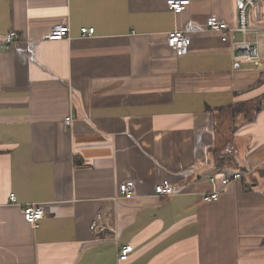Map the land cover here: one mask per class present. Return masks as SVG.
<instances>
[{"label":"crops","instance_id":"obj_1","mask_svg":"<svg viewBox=\"0 0 264 264\" xmlns=\"http://www.w3.org/2000/svg\"><path fill=\"white\" fill-rule=\"evenodd\" d=\"M166 1L0 0V264H264V35L260 64H238L206 22L236 27L239 1ZM56 26L69 38L47 40Z\"/></svg>","mask_w":264,"mask_h":264},{"label":"built area","instance_id":"obj_2","mask_svg":"<svg viewBox=\"0 0 264 264\" xmlns=\"http://www.w3.org/2000/svg\"><path fill=\"white\" fill-rule=\"evenodd\" d=\"M239 1L238 10V23L236 27H231L228 24L221 21L219 18L212 16L208 18L206 22V28L210 32L219 33L221 35L222 43L231 42L235 49L234 61L238 64H253L259 65L260 54L258 50L259 37L264 35V27H253L251 25V14L257 8V6L264 4V0H237ZM168 10L176 15H180L186 11L190 6L191 0H167ZM69 26H56L51 30L47 36L49 41H62L69 38ZM96 33L94 28H83L81 35L83 38L94 36ZM237 34L242 35V40L237 39ZM249 37H253L255 41H250ZM21 37L16 32H11L6 35L4 48H10L17 44ZM192 45L189 33L186 31H172L168 35V46L175 51L177 56L181 57L186 55ZM72 118H66L67 127L71 126ZM244 176L241 173L233 174L226 177L222 183L225 187H228L233 182L243 180ZM214 182V179H211ZM134 184L128 182L120 187L121 195L127 199L134 197ZM169 181L164 180L155 188V194L159 198H168L176 194V190L172 187ZM203 202L205 203H217L221 195L219 192H213L211 194L204 195ZM10 201L12 204L16 202V196L10 195ZM24 216L26 222L34 229L39 227V223L45 218L44 208L40 205H28L24 206ZM133 252L132 246H124L120 251L121 261H127Z\"/></svg>","mask_w":264,"mask_h":264},{"label":"rangeland","instance_id":"obj_3","mask_svg":"<svg viewBox=\"0 0 264 264\" xmlns=\"http://www.w3.org/2000/svg\"><path fill=\"white\" fill-rule=\"evenodd\" d=\"M260 15H263L264 17V7H261L257 12H256V17L260 18ZM251 20H252V14H251ZM264 48V47H263Z\"/></svg>","mask_w":264,"mask_h":264},{"label":"trees","instance_id":"obj_4","mask_svg":"<svg viewBox=\"0 0 264 264\" xmlns=\"http://www.w3.org/2000/svg\"><path fill=\"white\" fill-rule=\"evenodd\" d=\"M232 109H233V107H232Z\"/></svg>","mask_w":264,"mask_h":264}]
</instances>
